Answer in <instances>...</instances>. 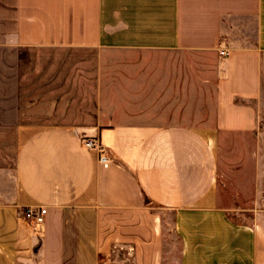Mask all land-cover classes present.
Wrapping results in <instances>:
<instances>
[{"label":"crops","instance_id":"crops-1","mask_svg":"<svg viewBox=\"0 0 264 264\" xmlns=\"http://www.w3.org/2000/svg\"><path fill=\"white\" fill-rule=\"evenodd\" d=\"M235 20L253 41L202 62L216 94L198 98L197 65L169 55H217ZM49 50L132 54L35 65ZM263 121L264 0H0V264H163L166 213L183 264H264ZM225 134L256 138L239 205L220 195Z\"/></svg>","mask_w":264,"mask_h":264},{"label":"rangeland","instance_id":"rangeland-1","mask_svg":"<svg viewBox=\"0 0 264 264\" xmlns=\"http://www.w3.org/2000/svg\"><path fill=\"white\" fill-rule=\"evenodd\" d=\"M255 24L253 21H230V23L224 28L223 42L224 46L217 52V55H210L209 57L202 58L201 56H193L187 54H175L169 55V59L180 63V65H197L195 70L193 67H189L187 72L195 71V80L197 81L196 94L198 98L200 96L207 95V98L212 96L215 98L216 94V74L201 73L200 68L204 60L208 61L211 65H216L218 57L226 58L221 54V51L228 52V48L239 43H245L247 41H253ZM245 33V34H244ZM38 51V57L34 62L35 65H64L74 61L77 57L86 56V58H94L101 55L102 60H118L124 61L126 55L132 54L127 51H86L77 52L72 50H49L46 52ZM82 53V54H81ZM138 54V53H135ZM40 55V58H39ZM43 55V56H42ZM139 55L146 60L164 61L166 56L161 52H140ZM160 55V56H159ZM159 56V57H157ZM168 57V56H167ZM32 62V63H33ZM46 63V64H43ZM167 65V64H166ZM182 68V67H181ZM211 83L207 88L205 82ZM208 85V84H207ZM211 113L214 112V104L208 106ZM205 109L206 111H209ZM203 112L204 109L202 110ZM199 120V119H198ZM264 123V121H263ZM256 141L254 135L243 134H225L221 135L219 141V155H218V178L220 195L224 197L225 204L227 205H239L236 194L238 191L244 193L245 196H250L252 193V176L255 171V167L252 160L253 148L252 144ZM252 214H237L230 213L229 217L238 224H251L253 219ZM163 236H164V255L163 264H183V246L182 238L176 232V215L175 213H166L163 217Z\"/></svg>","mask_w":264,"mask_h":264},{"label":"built area","instance_id":"built-area-1","mask_svg":"<svg viewBox=\"0 0 264 264\" xmlns=\"http://www.w3.org/2000/svg\"><path fill=\"white\" fill-rule=\"evenodd\" d=\"M221 54L227 56L228 52L221 51ZM85 146L90 149H98L100 152V161L103 163L107 161L103 150L97 143L92 140H89L85 142ZM46 215L47 209L45 207L27 208L23 213L25 221H27L34 227L43 224L45 222Z\"/></svg>","mask_w":264,"mask_h":264}]
</instances>
